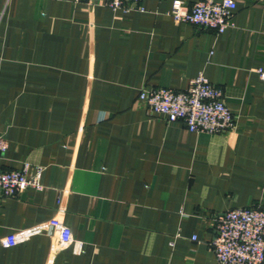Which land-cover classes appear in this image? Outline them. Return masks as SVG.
<instances>
[{
    "label": "crops",
    "instance_id": "1",
    "mask_svg": "<svg viewBox=\"0 0 264 264\" xmlns=\"http://www.w3.org/2000/svg\"><path fill=\"white\" fill-rule=\"evenodd\" d=\"M106 1L0 0V170L41 167L44 186L0 200V241L55 217L72 233L0 244V264H215V217L264 209V0H233L221 35L175 23L174 0ZM199 74L234 130L191 133L138 101Z\"/></svg>",
    "mask_w": 264,
    "mask_h": 264
},
{
    "label": "built area",
    "instance_id": "2",
    "mask_svg": "<svg viewBox=\"0 0 264 264\" xmlns=\"http://www.w3.org/2000/svg\"><path fill=\"white\" fill-rule=\"evenodd\" d=\"M142 1L107 0L106 5L114 11L136 9L143 12L140 7ZM235 10L233 0H199L190 7L174 0L168 14L177 24L221 35L232 27ZM255 73L264 80V67L256 69ZM138 101L150 115H159L168 124L181 123L191 133L221 135L235 128V118L224 102L222 90L202 74L190 81L183 92L170 88L141 90ZM7 149L8 143L0 135V162ZM42 175L43 168L36 167L30 171L27 164L20 170H0V200L17 197L29 189L41 192L44 189ZM214 223L215 237L211 248L215 264H264V209L260 204L227 211L215 217ZM33 232L55 237L59 249H65L72 243L71 230L59 217H55L35 229L14 232L0 244L5 249L15 247L25 242Z\"/></svg>",
    "mask_w": 264,
    "mask_h": 264
}]
</instances>
